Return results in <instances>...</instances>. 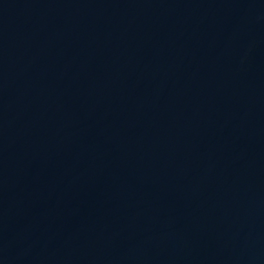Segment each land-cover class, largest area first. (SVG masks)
<instances>
[{
    "label": "water",
    "instance_id": "95a60500",
    "mask_svg": "<svg viewBox=\"0 0 264 264\" xmlns=\"http://www.w3.org/2000/svg\"><path fill=\"white\" fill-rule=\"evenodd\" d=\"M0 264H264V0H0Z\"/></svg>",
    "mask_w": 264,
    "mask_h": 264
}]
</instances>
